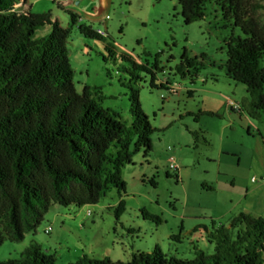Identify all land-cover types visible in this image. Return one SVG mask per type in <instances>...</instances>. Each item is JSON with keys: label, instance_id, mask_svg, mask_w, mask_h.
<instances>
[{"label": "rangeland", "instance_id": "obj_1", "mask_svg": "<svg viewBox=\"0 0 264 264\" xmlns=\"http://www.w3.org/2000/svg\"><path fill=\"white\" fill-rule=\"evenodd\" d=\"M256 1L264 24V0ZM27 2H34L32 12L51 10L69 27L67 56L76 91L96 88L97 102L119 113L126 124L131 123L129 90L122 82L129 75L121 68L129 64L120 53L151 66L161 52L156 83L169 80L172 92L152 87L150 76L139 73L135 87L154 128L152 148L147 156L142 150L134 152L131 163L121 169L126 184L121 196L113 189L95 205H51L35 233H26L20 241L3 239L0 262L20 258L32 243L55 253L56 264L74 263L83 255L127 262L133 253L156 246L167 257L190 261L195 248L213 253L203 228L211 230V220L227 226L239 212L264 217V112L251 118L240 104L247 96L245 86L226 75L225 42L245 35L232 21L223 20L215 0L207 1L202 19L188 25L183 23L179 0L106 1L100 12L101 19L108 16L106 25L101 21L87 25L102 28L115 51L113 58L104 41L81 34L52 0ZM15 9L21 11V1ZM183 50L199 61L193 80V68L185 76L175 70ZM228 100L238 108L231 109ZM169 157L177 170L169 168ZM120 199L124 210L116 220L114 207ZM142 209L161 222L144 217Z\"/></svg>", "mask_w": 264, "mask_h": 264}, {"label": "trees", "instance_id": "obj_2", "mask_svg": "<svg viewBox=\"0 0 264 264\" xmlns=\"http://www.w3.org/2000/svg\"><path fill=\"white\" fill-rule=\"evenodd\" d=\"M20 1L26 0H0V243L5 238L20 241L26 233H35L53 204L95 205L113 189L121 196L126 188L121 169L131 163L134 152L142 150L147 156L152 148L154 128L141 108L135 87L141 78L139 73L150 76L152 87L172 92L169 80L156 83L155 72L162 70L161 52L154 55L151 66L120 53L121 60L129 64L121 68L129 75L122 82L129 90L131 123L126 124L119 113L97 102L96 88L91 91L85 86L81 92L76 91L67 56L69 27L53 18L50 11H17L15 5ZM207 1L179 0L183 23L202 19ZM215 4L223 20L232 21L245 35L225 42L227 58L223 66L228 78L245 86L247 96L241 106L251 118H259L264 112V24L258 13L260 5L256 0H215ZM66 13L75 24L77 16ZM78 31L104 41L109 56L115 57L105 33L87 24H80ZM103 60L107 58L103 56ZM198 64L183 50L175 70L185 76L193 68V80ZM123 210L120 199L114 207L116 220ZM141 213L161 222L144 209ZM203 228L213 253L195 248L190 261L167 257L156 246L150 252L133 253L127 262L83 255L69 264H264V217L239 212L227 226L211 220V230ZM0 264H56V254L45 253L39 244L32 243L20 258Z\"/></svg>", "mask_w": 264, "mask_h": 264}, {"label": "crops", "instance_id": "obj_3", "mask_svg": "<svg viewBox=\"0 0 264 264\" xmlns=\"http://www.w3.org/2000/svg\"><path fill=\"white\" fill-rule=\"evenodd\" d=\"M106 1L108 0H70L67 3H63L58 6L65 13L66 11H70L77 16V19L75 20V25L78 28L80 24H84L85 22L86 24L87 23L97 24L101 21L102 23L106 25L105 20L101 19V16H100L101 8L105 6L104 4ZM33 7H34V2L28 3L27 0L21 1V11H31ZM49 11L51 12V10ZM51 14L52 16L54 15L57 19H60L58 18L59 16L56 14H53V12H51ZM95 30L102 31V28L97 26ZM244 97L245 96H242L240 100H242Z\"/></svg>", "mask_w": 264, "mask_h": 264}, {"label": "built area", "instance_id": "obj_4", "mask_svg": "<svg viewBox=\"0 0 264 264\" xmlns=\"http://www.w3.org/2000/svg\"><path fill=\"white\" fill-rule=\"evenodd\" d=\"M53 2H55L57 5H61V4H63V3H67V2H69L70 0H52ZM108 18V16L106 15L105 16V18H104V20H106ZM98 33H101V34H103L104 32L103 31H98ZM172 89V88H171ZM227 105L231 108V109H237L238 107H237V105L232 101V100H228L227 101ZM168 162H169V168L171 169V170H177V166H176V164L174 163V160H173V158L172 157H169V159H168ZM252 180L254 181L255 179L254 178H252ZM49 232V230H45V233H48Z\"/></svg>", "mask_w": 264, "mask_h": 264}]
</instances>
